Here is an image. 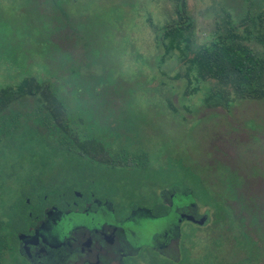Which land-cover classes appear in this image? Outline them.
Returning <instances> with one entry per match:
<instances>
[{
	"label": "rangeland",
	"instance_id": "rangeland-1",
	"mask_svg": "<svg viewBox=\"0 0 264 264\" xmlns=\"http://www.w3.org/2000/svg\"><path fill=\"white\" fill-rule=\"evenodd\" d=\"M0 2V87L17 82L26 73L57 81L64 86L59 92L72 104V135L93 146L90 152L86 146L67 151L57 145L50 131H43L34 121L26 122L23 116L20 127L0 142L3 214L25 189L36 190L39 197L71 188L106 199L114 219L123 221L138 216L141 209L152 210L169 192L188 188L200 213L212 210L215 215L217 209L227 215L229 211L213 200L207 186L220 179L223 166L242 178L237 194L246 207L228 202L235 216L244 215L248 223L254 205L264 210V98L236 100L226 111L202 105L203 91L189 94L191 86L186 95L184 82L173 78L184 69L177 53L160 63L162 52H156L146 22L147 17L158 25L169 20L174 15L172 0L64 3L68 17L77 16L75 29L82 36L73 41L83 60L81 65L71 66L78 71L71 78L62 65V60H69L67 51L44 35L48 25L55 26L52 19L39 14L34 2L28 0ZM186 3L197 45L216 35L227 12L240 30L248 26L251 32L256 31L250 26L251 17L264 6V0ZM46 7L52 9L53 5L49 2ZM71 32H66L69 37ZM95 149L107 155L95 157ZM119 150L144 159L128 165L111 162L112 154ZM194 224H180V249L169 257L173 261L182 259L185 248L198 258L213 249L210 237L223 232L216 224L199 228ZM227 226L230 242L215 252L228 254L233 243L239 251L237 259L243 261L247 254L241 251L245 239L239 222L228 217L226 230ZM46 239L50 245L59 243L57 235Z\"/></svg>",
	"mask_w": 264,
	"mask_h": 264
},
{
	"label": "trees",
	"instance_id": "trees-1",
	"mask_svg": "<svg viewBox=\"0 0 264 264\" xmlns=\"http://www.w3.org/2000/svg\"><path fill=\"white\" fill-rule=\"evenodd\" d=\"M0 1L11 2L13 0ZM172 1L174 15L169 20L158 25L150 17H147L146 22L152 33L156 52H162L160 63H164L173 53H177L179 62L184 66V69L175 74L173 78L184 82L186 95L188 87L191 86L192 91L189 94L203 91L202 105L209 108L221 107L226 111L236 100L263 99L264 6L254 17H251L250 26H254L256 31L251 32L248 26L246 30H240L239 24L232 21L227 12V19L216 35L210 41L197 45L193 30L194 24L188 13L186 0ZM28 2H34L37 12L48 20L52 19V23L55 24L53 28L46 24L48 27L44 31V35L50 40L53 39L62 51H67L69 60L65 63L62 60V65L68 68L67 77L71 78L73 73L78 72L73 68L81 65V60H83V54L77 53L78 50L72 46L76 45L73 41H80L82 36L75 29L77 16L68 17L64 3H76L78 0H28ZM49 2L53 5L52 9L46 7ZM57 21L60 22L56 23ZM66 32H71L70 37ZM253 43L258 46V49L253 47ZM85 48L89 51L88 46ZM48 79L44 76L39 79L37 76L26 73L17 82L10 81L0 87V131L2 133L0 142L2 139L8 138L9 133L19 128L25 119L26 122L34 121L45 132L50 131L57 145L65 150L72 152L76 147L86 146V151L90 152L93 146L88 143L89 141L82 144L75 133L72 135L70 126L74 123L73 110L70 106L72 104L67 95L59 92V88L64 86L60 87L57 81ZM193 82L196 85L192 86ZM104 155L107 154L101 149H95V157L104 158ZM143 157L133 156L127 151L119 150L112 154L111 162L117 164L122 162L128 165L130 162L143 160ZM223 167L225 168L220 179H216L217 182L214 181L207 186L214 194L213 200L219 201L221 207L223 206L222 209H227L229 212L226 215L216 209L212 222L223 226L227 225L228 217L238 221L240 232L245 239L241 251L247 254L244 255L243 261L238 260L239 251L231 243V250L229 249L227 257L234 258V260L229 259L226 264H264V210L259 207L256 209V205H254L253 211L249 214L248 223L244 215L235 216L234 208L228 202H240L241 209L246 207L245 201L237 194L242 178L236 171H232L226 166ZM63 190L36 197V190L31 193L25 189L8 207L6 214L0 211V264H25L21 259L18 260L20 256L17 251L18 236L24 237L22 232H27L28 227L34 225L35 221L37 222V219L43 216L44 207L52 203L60 207L65 199H77L73 194V189L64 188ZM86 192L84 190L83 194ZM225 202L227 203L226 207L223 205ZM29 212L32 213V216H29ZM223 219L225 221H222ZM227 231H229L228 226ZM19 232L20 235H18ZM253 235H256L257 238H254ZM228 239L227 237V241L230 242ZM233 242L235 243V241ZM213 244V249L208 248L198 258L191 255L189 248H185L182 259H179L180 261L177 259L178 263L166 257L164 259L150 257L146 260L149 264H211L208 258L215 259L223 256L215 252V249L222 248L221 237L215 238ZM214 264L223 263L217 261Z\"/></svg>",
	"mask_w": 264,
	"mask_h": 264
},
{
	"label": "flooded vegetation",
	"instance_id": "flooded-vegetation-1",
	"mask_svg": "<svg viewBox=\"0 0 264 264\" xmlns=\"http://www.w3.org/2000/svg\"><path fill=\"white\" fill-rule=\"evenodd\" d=\"M187 189L171 191L152 210L140 208L138 216H127L123 221L114 219L106 199H98L89 191L77 196L73 191L78 200L65 199L60 207L55 203L49 204L43 208V216L30 225L27 232H22L27 237L18 236V260L21 259L25 264H147L146 259L150 257L169 258L176 249H180L177 243L181 236V223H195L198 228L213 224V211L200 213L198 204ZM223 205L226 207L227 203ZM53 207L69 214L58 218L60 222L56 221L60 231L57 225L55 228H44ZM29 216H32L31 212ZM54 221L49 220L52 223ZM40 226L43 229L39 230ZM220 228L222 233L210 237L213 246L218 236L221 237L222 246L227 243L226 225ZM55 235L59 243H47L46 238ZM229 259L234 260L227 257L226 251L220 258H208L211 264L217 261L226 264Z\"/></svg>",
	"mask_w": 264,
	"mask_h": 264
},
{
	"label": "water",
	"instance_id": "water-1",
	"mask_svg": "<svg viewBox=\"0 0 264 264\" xmlns=\"http://www.w3.org/2000/svg\"><path fill=\"white\" fill-rule=\"evenodd\" d=\"M75 194L78 196L80 195L79 193L75 192ZM150 214V212H149ZM68 216L69 214H64L62 213L61 211H59L56 207H53L52 209H50L49 213H48V217L47 219H51V221L55 220L53 223L52 222H49L48 220V224L44 226V228H47V227H54L56 226L58 223H56V221L60 222L61 219H58V218H61V217H64V216ZM144 216H146V218L148 217V215L144 214ZM134 218V217H133ZM64 219V218H63ZM128 222H131V221H128ZM43 229L42 226H40L39 230ZM27 236H24V238H26Z\"/></svg>",
	"mask_w": 264,
	"mask_h": 264
}]
</instances>
